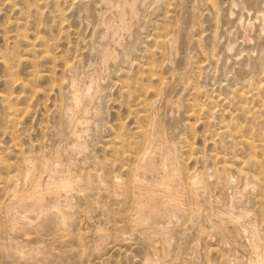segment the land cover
I'll return each mask as SVG.
<instances>
[{"label":"rangeland","instance_id":"rangeland-1","mask_svg":"<svg viewBox=\"0 0 264 264\" xmlns=\"http://www.w3.org/2000/svg\"><path fill=\"white\" fill-rule=\"evenodd\" d=\"M153 135L188 199L162 219ZM0 264H264V0H0Z\"/></svg>","mask_w":264,"mask_h":264},{"label":"bare ground","instance_id":"bare-ground-1","mask_svg":"<svg viewBox=\"0 0 264 264\" xmlns=\"http://www.w3.org/2000/svg\"><path fill=\"white\" fill-rule=\"evenodd\" d=\"M139 0H133L134 3H137ZM136 13V11H134ZM134 13V14H135ZM261 13V12H259ZM124 15L121 17L120 20V28L126 29L128 28L126 20L124 19ZM117 21L114 16L110 15L106 18L105 25L107 28H111L112 26L116 25ZM253 23L250 21L247 24V27L250 28ZM155 131V130H154ZM153 131V132H154ZM158 132V131H157ZM160 133V132H159ZM162 139L159 136L153 135V141H152V147L150 150H148L143 157H140V160L142 158L143 162V167H140L138 169L137 175L139 178H143L146 172H157L159 174V178H157L155 181L150 182V183H144L142 180H140L137 185H135V195H137L138 198H147L149 202L147 204H143L140 202L142 205L139 206V212L143 211L145 207L149 208L152 212V216L155 219H162L166 218L168 214L172 211L174 212H182L186 209L188 205V199L185 194V190L183 188V184L180 182L179 178V166L176 162H169L168 160H162V163L159 165H156L154 163V154L156 151H160L163 154H167V151L169 152L170 150L168 148H165L163 146V143L161 141ZM149 141V140H148ZM164 142V141H163ZM148 143V142H147ZM150 143V142H149ZM167 147V146H166ZM146 148V147H145ZM149 148V147H147ZM172 148V147H171ZM145 150V149H144ZM157 157V156H156ZM163 157V156H162ZM175 157V156H174ZM163 159V158H162ZM170 159V158H169ZM137 160V159H136ZM138 161V160H137ZM55 165V164H54ZM53 169V167H52ZM181 171V170H180ZM135 174V173H134ZM147 176V175H146ZM145 176V177H146ZM134 177V176H133ZM137 177V176H136ZM147 178V177H146ZM149 178V177H148ZM138 179V178H137ZM75 180V179H74ZM78 180V179H77ZM145 180V179H144ZM148 180V179H147ZM193 180V179H192ZM197 180V179H196ZM194 181V180H193ZM91 182V181H90ZM190 182V181H189ZM202 182V181H201ZM77 183V182H75ZM75 183L72 182L71 180H53L48 183L46 187V190L48 192H55V193H60L63 191H68L70 189H74L73 187L75 186ZM80 183V181L78 182ZM77 183V184H78ZM85 183V182H83ZM123 183V182H121ZM120 182H116V192L123 191L125 188ZM191 184V183H190ZM82 185V184H81ZM101 186V185H100ZM193 186L195 190H197L200 186V181H194ZM90 187V186H89ZM84 188V187H82ZM132 188V187H131ZM190 188V187H188ZM105 189V188H104ZM202 189V188H201ZM118 190V191H117ZM187 190V189H186ZM199 190V189H198ZM126 191H128L126 189ZM132 191V190H131ZM189 191V189H188ZM194 191V190H193ZM47 192V193H48ZM195 192V191H194ZM197 192L194 194L193 198V205L197 206L199 205L197 202ZM202 192L201 190L199 193ZM121 193V192H120ZM123 193V192H122ZM125 193V191H124ZM189 193V192H188ZM198 193V194H199ZM43 190L40 186L34 187L32 192L29 193H24L19 197H15L12 199V205L13 204H19L24 198L30 199V202L32 204V207H36L39 205L43 198ZM134 195V194H133ZM201 195V193H200ZM45 196V195H44ZM189 197V196H188ZM201 197V196H200ZM215 197V196H214ZM157 198L160 200L161 205H154L151 201L152 199ZM200 199V198H199ZM191 199H189L190 201ZM201 200V199H200ZM199 200V201H200ZM137 204V203H136ZM190 204V203H189ZM192 204V203H191ZM203 204V203H202ZM214 205L216 211H220L221 206H219V201L217 198L214 199ZM195 208V207H194ZM206 208V207H205ZM9 209V207H8ZM59 209V208H57ZM196 209V208H195ZM222 209V208H221ZM63 210V209H62ZM187 210V209H186ZM224 211V210H223ZM60 212V211H59ZM63 212V211H62ZM213 212V210H212ZM215 212V211H214ZM11 212H9L10 214ZM221 213L222 212H217ZM140 214V213H139ZM202 215L204 213H201ZM230 214V213H228ZM233 214V213H232ZM172 215V214H171ZM234 215V214H233ZM64 216V215H63ZM66 216V215H65ZM64 216V217H65ZM68 216V215H67ZM26 217V216H25ZM58 217V216H57ZM148 218V217H147ZM207 218V217H206ZM232 218V217H231ZM152 219V218H151ZM213 220V219H212ZM25 218H18L14 217L12 221V227L14 229H19L22 228L21 225L23 222H25ZM63 221V220H62ZM147 221V220H146ZM141 222V221H140ZM173 222V221H172ZM64 223V222H63ZM143 224V223H142ZM151 227V225H149ZM146 227V226H145ZM166 227V226H165ZM169 227V226H168ZM171 227V226H170ZM163 232V231H162ZM126 234V233H125ZM127 237V236H126ZM120 240V239H119Z\"/></svg>","mask_w":264,"mask_h":264}]
</instances>
